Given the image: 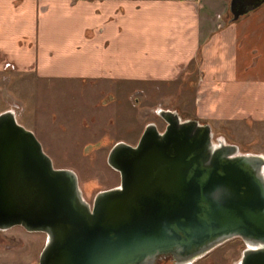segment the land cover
Masks as SVG:
<instances>
[{
    "label": "water",
    "instance_id": "water-1",
    "mask_svg": "<svg viewBox=\"0 0 264 264\" xmlns=\"http://www.w3.org/2000/svg\"><path fill=\"white\" fill-rule=\"evenodd\" d=\"M264 0H229L228 21ZM135 144L115 142L119 184L88 202L76 173L55 167L14 109L0 112V229L46 234L38 264H191L223 242L235 264H264V154L213 139L208 122L158 108Z\"/></svg>",
    "mask_w": 264,
    "mask_h": 264
},
{
    "label": "crops",
    "instance_id": "crops-1",
    "mask_svg": "<svg viewBox=\"0 0 264 264\" xmlns=\"http://www.w3.org/2000/svg\"><path fill=\"white\" fill-rule=\"evenodd\" d=\"M228 3L0 0V73L184 81L212 130L264 123V3L234 21Z\"/></svg>",
    "mask_w": 264,
    "mask_h": 264
},
{
    "label": "rangeland",
    "instance_id": "rangeland-1",
    "mask_svg": "<svg viewBox=\"0 0 264 264\" xmlns=\"http://www.w3.org/2000/svg\"><path fill=\"white\" fill-rule=\"evenodd\" d=\"M187 83L110 76L38 78L5 71L0 73V112L14 109L17 121L34 133L54 166L76 173L82 195L91 203L99 190L119 184L118 171L106 160L115 142L135 144L149 122L163 130L158 108L192 116ZM216 137L235 143L239 152L264 154V123L227 122L213 130ZM45 239L44 232L19 225L0 229V264H38ZM244 247L234 237L191 264H235ZM156 264L174 262L167 256Z\"/></svg>",
    "mask_w": 264,
    "mask_h": 264
}]
</instances>
